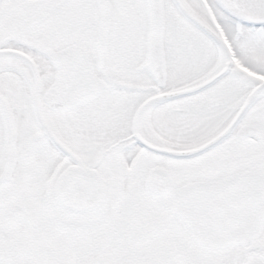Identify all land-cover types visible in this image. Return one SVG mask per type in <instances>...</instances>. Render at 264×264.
<instances>
[{"label": "snow or ice", "instance_id": "1", "mask_svg": "<svg viewBox=\"0 0 264 264\" xmlns=\"http://www.w3.org/2000/svg\"><path fill=\"white\" fill-rule=\"evenodd\" d=\"M0 264H264V0H0Z\"/></svg>", "mask_w": 264, "mask_h": 264}]
</instances>
